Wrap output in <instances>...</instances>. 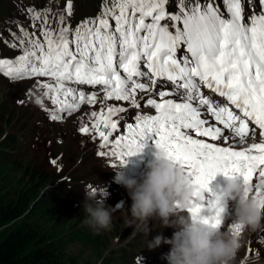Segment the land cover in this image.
<instances>
[{"label":"snow or ice","instance_id":"1","mask_svg":"<svg viewBox=\"0 0 264 264\" xmlns=\"http://www.w3.org/2000/svg\"><path fill=\"white\" fill-rule=\"evenodd\" d=\"M167 3L112 0L95 20L75 29L62 27L56 33L42 29L43 41L33 38V33L27 40L20 39L22 55L14 61L0 59V73L13 80L50 77L54 83L37 86L45 88L44 95L58 106L52 120L61 118L57 112L95 103V94L86 95L71 84L101 85L105 99L131 101L139 108L137 92H152L158 80L171 82L172 91L155 93L159 102L147 99L154 115L140 114L135 123H125L127 135L110 140L119 127L112 117L125 112L123 107L91 113L94 123L80 131L97 134L101 147L112 146L110 154L123 164L149 140L163 147L192 181L193 200L204 193L201 203H193L187 211L212 228H221L227 206L222 195L209 188L218 174L240 179L252 188L256 175L253 198L264 207V142L239 150L214 143L227 141L226 131L244 142L249 138V122L258 126L264 141V0H258V12L252 0H221L222 7L212 0H177L176 13L166 11ZM244 4L252 9L251 15ZM67 11L71 15L70 2ZM29 12L40 19L34 9ZM164 20L172 22L173 30L161 23ZM60 22L64 23L63 17ZM21 32L27 30L21 28ZM181 50L183 54L178 55ZM201 87L228 103L214 106ZM205 193L210 195L206 198ZM231 227L234 233L241 231L238 222Z\"/></svg>","mask_w":264,"mask_h":264},{"label":"rangeland","instance_id":"2","mask_svg":"<svg viewBox=\"0 0 264 264\" xmlns=\"http://www.w3.org/2000/svg\"><path fill=\"white\" fill-rule=\"evenodd\" d=\"M212 2L216 4V0ZM38 83L45 82L10 84L0 77V143L4 142V145H0V167L8 174L12 173L14 182L21 177L31 179L34 169L47 175L54 172L57 175L62 173L59 183L69 184L67 199L78 205L75 215L81 209L85 212V221L70 218L74 219L73 224H67L66 220L59 224L58 220L61 219L59 212H54L53 220L60 229L57 234L68 233L71 241H76L70 243L67 248L73 256L78 257L77 264H124L121 263L117 252L122 246H126L124 250L128 246L133 247V264L139 257H145V264H165L160 260L157 249L150 250L146 244L156 235L170 234L174 227L163 228L160 221L155 219L150 220L148 226L141 225L136 229L135 225L139 222L132 221L128 210L132 201L125 187L105 199L106 205L113 208L118 204L123 206L113 212L111 228L100 230L99 233L89 228L84 205L95 202L87 200L85 192L93 189L99 192L104 187L103 182L120 168L118 160L110 154V149L102 150L92 135L84 134L80 129L90 126L95 121L91 113H100L111 104L103 98H98L95 103L86 105L81 112L66 122L50 124L45 114V108L48 106L43 96L45 88L38 87ZM21 135L24 137L22 142L18 143ZM34 136L37 138L33 139ZM13 148L14 151L10 154L12 161L6 162L2 153L11 152ZM102 152L106 154L102 155ZM48 212L50 210L47 209L46 214ZM130 221L133 223L132 227H129ZM236 222L238 221L235 219L230 220L226 230L234 233L231 225ZM12 226L11 224L0 226V242ZM147 227L150 229L148 235ZM84 228L86 230L89 228L92 234L84 232L86 231ZM260 228L254 232L244 233L245 246L240 249L236 264L251 263L253 259L251 253L249 255V249H254L252 252L264 251V248L255 242ZM97 235L100 236L99 240Z\"/></svg>","mask_w":264,"mask_h":264},{"label":"clouds","instance_id":"3","mask_svg":"<svg viewBox=\"0 0 264 264\" xmlns=\"http://www.w3.org/2000/svg\"><path fill=\"white\" fill-rule=\"evenodd\" d=\"M155 149L154 158L138 177L129 178L116 171L115 182L122 184L131 198L128 210L132 221L139 222L136 229L158 219L163 228L180 230L170 241L171 248L166 256L168 264H236L238 253L245 246L244 233L254 232L264 225V207L253 198L252 186L240 179L227 178L222 199L226 197L234 203V215L241 231L237 234L212 228L198 217L178 211L193 206V183L185 169L172 162L167 150L159 146ZM100 191L102 199H97L95 191L85 192L87 200L95 201L94 204H85L84 210L88 214L89 225L96 231L109 230L113 212L123 207L122 204L115 208L106 205L108 192L105 187ZM203 198L204 193L201 192L198 199ZM132 221L129 227L133 226ZM149 231L147 227V235ZM168 242L162 235H156L147 241L146 246L153 250Z\"/></svg>","mask_w":264,"mask_h":264},{"label":"trees","instance_id":"4","mask_svg":"<svg viewBox=\"0 0 264 264\" xmlns=\"http://www.w3.org/2000/svg\"><path fill=\"white\" fill-rule=\"evenodd\" d=\"M12 1L0 0V22L12 13ZM23 137L19 136L18 143L22 142ZM0 145H4V142ZM13 151L14 148L11 152L2 153L6 162L12 161L10 154ZM60 174L54 172L47 175L34 169L31 179L21 177L14 182L12 173L8 174L0 167V226L13 225L0 242V264H77L78 257L73 256L67 248L76 241H71L68 233L57 234L60 229L53 218L54 212H59V224L64 220L68 221L67 224H73L74 219L84 222L85 212L81 209L75 215L78 205L67 199L69 184L59 183ZM47 209L50 212L46 214ZM89 228H84V232L89 233ZM97 239H100L99 235ZM124 247L117 250L121 263L133 264V247L128 246L126 250ZM144 262L140 260L139 264Z\"/></svg>","mask_w":264,"mask_h":264}]
</instances>
